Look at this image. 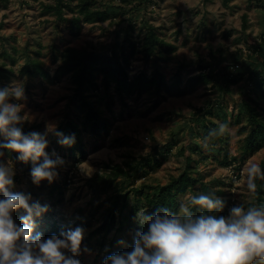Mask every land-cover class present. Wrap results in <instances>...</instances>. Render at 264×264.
Segmentation results:
<instances>
[{
    "label": "rangeland",
    "instance_id": "374dc122",
    "mask_svg": "<svg viewBox=\"0 0 264 264\" xmlns=\"http://www.w3.org/2000/svg\"><path fill=\"white\" fill-rule=\"evenodd\" d=\"M55 1L0 0V66L13 69L8 77L0 78V89L22 85L25 99L11 98L10 102L23 106L21 115L27 118L23 124L30 132L44 134L49 126L56 130L64 121L65 111L80 124L81 118L74 104H68L73 86L68 75L46 80L39 75L23 74L20 68L27 55L40 59L44 68L53 74L59 63L54 47L70 44L105 50L115 39L122 40L129 20L135 25V37L142 36L152 26L176 48L170 53V60L161 63L172 87L155 94H135L124 101L114 94L110 108L104 105L110 124L98 135L83 132V154L78 148L72 151L59 144L52 132H48L46 151L50 156L55 152L64 161L57 167L58 175L51 183L42 180L38 185L33 184L30 176L33 165L25 170L26 163L17 159L16 152L0 149L4 153L0 161L11 166L14 172V187L10 190L30 194V204L38 201L48 206L47 212L34 218L33 235L38 232L44 238L49 237L53 219L60 220L64 230L82 227L84 236L77 257L81 264H102L106 256L130 250L133 234L144 229L134 219L108 234L98 231L106 214L107 194L93 192L87 178L102 172L105 162L148 156L151 165L117 178L115 188L126 190L141 182L165 183L178 174L185 162L179 151L181 145L197 160L192 163L197 167L194 174L199 180L220 191L218 196L225 201V216L233 205L244 203L247 206L253 201L254 194L246 188V170L251 162L259 163L264 159V145L247 152L246 132L238 130L239 124L246 120L245 113L239 110L241 99L248 97L252 83L247 79L239 80L231 85V91L224 93L211 81L191 88L185 80L200 67L215 72L225 64L238 62L236 68L248 66L245 35L264 38L262 0H229L227 3L223 0H97L99 7L111 10L112 17L103 22L84 23L77 32L45 7ZM243 14L247 19L244 29ZM153 67L151 58L144 59L137 51L129 65V74L139 71L149 74ZM95 92L102 95L100 89ZM261 101L264 103V99ZM208 120L226 122L230 131L223 141L210 140V150H205L202 141L206 136L201 123ZM0 142H6L3 135ZM200 193L199 183L194 190L179 193L173 212L178 211L189 196ZM130 201H133L132 196ZM25 214L23 209H18L13 217L20 223V216ZM120 239L129 247L119 245ZM85 248L89 251L85 252Z\"/></svg>",
    "mask_w": 264,
    "mask_h": 264
},
{
    "label": "trees",
    "instance_id": "16d2710c",
    "mask_svg": "<svg viewBox=\"0 0 264 264\" xmlns=\"http://www.w3.org/2000/svg\"><path fill=\"white\" fill-rule=\"evenodd\" d=\"M228 1L223 0L224 3ZM262 2L264 6V0ZM45 7L52 9L58 19L66 21L68 28L74 32L79 31L84 23L103 22L112 17L111 10L107 7H99L97 0H56L54 3L45 4ZM66 13H70V15L67 16ZM246 20V14H243V29L246 28ZM134 30L135 25L129 20L123 29L122 40L115 39L105 50L88 49L70 44L62 48L54 47L59 57V63L53 74L44 68L42 61L37 57L27 55L21 66V73L29 76L39 75L46 80L68 75L73 85L68 104L73 103L77 108L81 124L70 115L69 111H65L64 121L59 124L56 130L63 132L66 136L74 134L75 142L70 147L66 146L70 150L78 148L80 154H83V132L98 135L102 128L110 124L104 105L110 108L114 102V94L119 100L124 101L127 97L135 94L140 95L143 92L155 94L164 88L169 90L172 87L161 68V63L170 60V53L176 46L160 37L152 26H149L145 33L139 37H135ZM117 35L119 34L116 33ZM245 37V42L248 45L247 56L249 57L247 67L236 68L237 61L236 64H225L215 72L206 71L200 67L196 73L187 76L185 84L193 88L200 83L211 81L218 85L222 92L227 93L231 91V85L239 80L250 81L252 86L251 90L247 91L248 97L242 98L239 106V110L245 113L246 120L239 124L238 130L246 132L244 136L245 150L253 152L264 145V103L261 101L264 99V38L258 39L249 34H246ZM137 51L142 54L144 59L151 58L154 67L149 74L144 71L129 74V65ZM12 59L14 61V57ZM11 73H13L11 67L0 66V78L8 77ZM99 89L102 90V95L95 92ZM237 120H239V116H237ZM217 122L216 120L202 121L205 136L210 129L217 127ZM22 131L27 134L30 129L23 124ZM225 138L226 133L223 136L211 138V140L223 141ZM179 151L181 155H184V164L177 175L162 184L141 182L126 190L115 188L117 178L131 175L144 165H151L152 160L148 156H141L140 159L126 158L121 162H105L102 172H95L88 177V186L93 192L107 194L106 214L98 231H102L105 235L112 229H120L125 222L134 220L140 210H146L147 214H151L158 207H167L173 211L178 205V194L187 189L194 190L197 183H199L201 193L207 194L215 191L218 196L219 190L213 189L207 182L200 181L194 174L197 167L192 162L196 163L197 160L186 152L184 145L179 147ZM39 162H42V159ZM158 163L159 160L156 164ZM259 164L264 169V159ZM31 166L32 162L29 161L24 169ZM256 183L257 191L253 201L250 202L264 204V180L258 179ZM130 196L133 197L132 202ZM193 210L199 211L198 209ZM225 212L226 207L219 215H224ZM64 229L60 220L53 219L51 221L50 233L57 234Z\"/></svg>",
    "mask_w": 264,
    "mask_h": 264
},
{
    "label": "clouds",
    "instance_id": "9594fccd",
    "mask_svg": "<svg viewBox=\"0 0 264 264\" xmlns=\"http://www.w3.org/2000/svg\"><path fill=\"white\" fill-rule=\"evenodd\" d=\"M11 98L25 99L22 85L0 89V135L6 141L0 142V149L18 153L21 162H32L33 184L42 180L51 183L64 161L55 152L50 156L46 151L48 132L58 138L59 144L69 147L75 136H66L52 126L44 134H25L22 125L27 118L21 115L23 106L10 102ZM229 131L228 123L217 122V127L210 129L202 141V147L210 150L211 138ZM3 155L0 151V157ZM13 175L12 167L0 161V264H81L77 257L84 229L77 226L47 238L38 232L33 235L34 218L47 212L48 206L38 201L30 204V194L11 191ZM258 179L264 180V169L253 161L246 170V188L250 193H256ZM224 207L225 201L211 191L189 196L176 212L167 207H158L151 214L140 210L135 220L144 230L133 234L130 250L108 255L102 264H264V204L249 202L246 207L238 203L227 216L219 215ZM18 209L26 213L20 216V223L13 217ZM117 243L129 247L123 239Z\"/></svg>",
    "mask_w": 264,
    "mask_h": 264
}]
</instances>
